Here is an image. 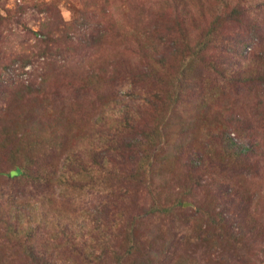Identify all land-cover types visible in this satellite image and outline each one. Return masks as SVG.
I'll return each mask as SVG.
<instances>
[{
	"label": "trees",
	"instance_id": "16d2710c",
	"mask_svg": "<svg viewBox=\"0 0 264 264\" xmlns=\"http://www.w3.org/2000/svg\"><path fill=\"white\" fill-rule=\"evenodd\" d=\"M4 1L0 264H264V0Z\"/></svg>",
	"mask_w": 264,
	"mask_h": 264
},
{
	"label": "rangeland",
	"instance_id": "374dc122",
	"mask_svg": "<svg viewBox=\"0 0 264 264\" xmlns=\"http://www.w3.org/2000/svg\"><path fill=\"white\" fill-rule=\"evenodd\" d=\"M4 1V0H2ZM2 1H0L1 3H3ZM47 2H55L58 4L61 12L63 13V16L66 20H70L73 17V13H72V1L71 0H46ZM254 1V0H251ZM5 2V1H4ZM16 2H20L19 0H9L6 3V6L9 8H12L15 6ZM23 2V0H22ZM21 2V3H22ZM47 15L44 12H38L37 8H32L29 11H27L24 15H23V22L22 23H11L10 25H3L2 26V35H3V54L6 56V58L10 57L12 52L14 51V49L18 46L21 45L22 41L28 42L27 39L29 41H31V43H34L35 39H33V36L31 34V32H29L28 30H38L39 27L41 26L42 22L46 19ZM94 28V25L91 23V21H87V20H82L81 23L79 24V30L80 33L86 34V35H91V31ZM241 33L245 34L244 30H241ZM252 33H257L256 30H252ZM258 34V33H257ZM254 37L252 38V41L250 42V46L247 47V51L250 50H255L258 45H259V36L257 35H253ZM29 45V44H28ZM22 48V46L20 47V49ZM76 56H79L81 58H83L85 55L82 53H78ZM248 62V61H247ZM247 62H245L246 64H248ZM37 64H29L27 65L24 70L27 71H32L33 67H36ZM15 68V69H14ZM13 66L6 69V72H8L10 75H13L14 77L20 76V77H24V78H28L29 74L24 73L21 69H18V64H15ZM125 93V92H124ZM126 95V94H125ZM75 131L79 134H81V130H79L78 128H75ZM233 136H236V134L234 135V133L232 134ZM236 139L238 140V138L236 137ZM198 145L200 144V141L197 139ZM81 214V213H80ZM83 217L86 216L87 219V215H82ZM29 218H35V213L32 211L29 215ZM80 223L78 222V225ZM92 226V225H91ZM90 226V227H91ZM48 233V231L46 232V234ZM84 236L81 240V242L83 243V247L86 249H92V247H95L96 249L100 250V248L102 247V236L100 235V239H98L93 232L88 233L87 229L84 230ZM96 234L99 235L98 231H95ZM46 234H44L45 236H47ZM193 238L195 239V236L192 235ZM52 252H55L57 257H58V264H74L73 261L71 259H65L67 257V254L65 253V247L64 246H59L54 248L53 245H50L49 248ZM199 252L203 251V247H201L200 249H198ZM18 253H15L14 256H17ZM201 255V254H199ZM9 261H13L12 264H24V261H16L14 259H12V257L9 256L8 258V262ZM219 262H223L221 259L219 261H213L211 262V264H219Z\"/></svg>",
	"mask_w": 264,
	"mask_h": 264
}]
</instances>
